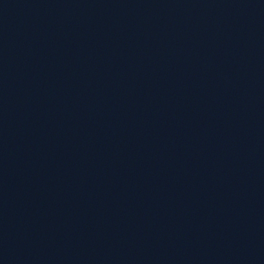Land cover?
Here are the masks:
<instances>
[{
    "label": "water",
    "instance_id": "water-1",
    "mask_svg": "<svg viewBox=\"0 0 264 264\" xmlns=\"http://www.w3.org/2000/svg\"><path fill=\"white\" fill-rule=\"evenodd\" d=\"M264 201V0H0V248Z\"/></svg>",
    "mask_w": 264,
    "mask_h": 264
}]
</instances>
